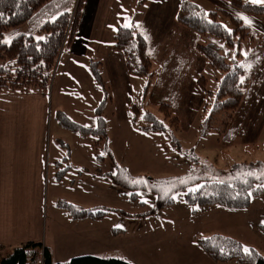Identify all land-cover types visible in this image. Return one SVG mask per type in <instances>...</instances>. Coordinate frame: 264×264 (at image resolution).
<instances>
[{"label": "rangeland", "instance_id": "rangeland-1", "mask_svg": "<svg viewBox=\"0 0 264 264\" xmlns=\"http://www.w3.org/2000/svg\"><path fill=\"white\" fill-rule=\"evenodd\" d=\"M78 1L67 8L73 15ZM178 1L145 0L132 12L135 29L147 42L151 76L133 73L127 93L126 82L100 65V111L76 106L65 111L74 121L93 128L99 125L100 113L106 138L73 132L54 117L56 135L69 147L58 144L61 164L55 171H63L60 179L49 184V228L54 204L107 208L102 223L109 232L108 251L100 257L133 264H245L235 258L214 260L199 240L222 234L264 255V15L247 13L231 0H195L207 12L217 11V20L229 30L236 26L224 11L248 26L247 37L232 49L217 36L179 23ZM32 29L26 22L6 31L3 40L8 43L19 32L38 35ZM200 43H214L228 61L236 58L244 67L248 82L236 110H214L215 91L224 72L199 51ZM70 81L69 89L76 96L82 86ZM147 112L166 128H145L153 123L145 117ZM182 177L186 185L179 188L182 179L175 178ZM235 179L262 186L247 207L197 205L187 200L188 191L207 180ZM170 193L174 203L150 213L159 194ZM42 256L39 249L30 263L42 264ZM55 257L54 264L63 262Z\"/></svg>", "mask_w": 264, "mask_h": 264}, {"label": "trees", "instance_id": "trees-1", "mask_svg": "<svg viewBox=\"0 0 264 264\" xmlns=\"http://www.w3.org/2000/svg\"><path fill=\"white\" fill-rule=\"evenodd\" d=\"M77 0H0V94L7 92H47L50 89L53 73L60 54L68 42L70 43L77 31L79 17L84 0L78 1V7L73 15L67 10L69 5ZM145 1V0H141ZM236 7L247 13L264 15V4L245 2L243 0H231ZM235 23V28L230 30L217 20V11L207 12L195 0H183L177 11L179 23L189 27L194 32L209 33L223 40L232 49L237 48L240 42L247 37L248 26L243 25L241 19L224 11ZM32 24V31L38 35L19 32L12 41L4 42L6 31L18 29L24 23ZM114 48L125 54L129 71L151 76L152 60L147 53L145 37L134 27L120 26L115 34ZM199 51L207 58L209 63L222 70L224 76L215 91L214 110H236L244 97V85H247L248 77L244 78L245 69L241 63L233 58L228 61L219 47L214 43L198 44ZM134 63L138 64L135 68ZM95 78L102 82L100 74V62L91 61ZM201 87L204 79H200ZM135 107V105H134ZM101 106L97 107L100 111ZM145 117L153 121L152 125L145 128L152 130L165 129L163 121L151 112ZM58 123L73 132L82 135L98 134L103 140L107 136L105 118L99 113V125L96 128L88 127L71 119L64 111L55 113ZM177 119L176 117L173 120ZM232 130V129H231ZM176 145L178 142L173 140ZM65 147L69 145L61 140ZM259 163V162H258ZM58 172V179L62 176ZM116 176V175H114ZM178 185L185 187L184 178ZM195 180V179H194ZM262 192L261 185H255L251 180H207L196 189L187 193V200L197 205H222L233 208H243L250 204L254 194ZM174 203V197L159 194L157 209ZM74 218L89 217L98 219L106 215L107 208H81L74 204H62ZM206 252L216 261L235 258L245 264H264V255L257 249L251 248V253H245L241 242L222 234H214L208 238L199 240ZM14 248L12 252L4 255L6 250ZM42 250V264H54L52 252L42 242L28 241L13 247L0 244V264H31L38 250ZM58 264H133L121 258H102L95 255L76 256L66 262Z\"/></svg>", "mask_w": 264, "mask_h": 264}, {"label": "crops", "instance_id": "crops-1", "mask_svg": "<svg viewBox=\"0 0 264 264\" xmlns=\"http://www.w3.org/2000/svg\"><path fill=\"white\" fill-rule=\"evenodd\" d=\"M182 1H178L177 11ZM141 2L84 0L77 31L58 59L49 91L0 94V244L13 247L42 242L53 258L63 262L81 254L100 257L108 251L109 232L102 223L106 215L74 218L63 206L54 204L49 228V184L58 179L55 168L61 164V138L56 135L54 117L56 111L67 112L72 106L97 109L100 82L92 71V60L113 70L126 82V92L131 91L133 72L114 42L118 27L131 24L135 28L132 12ZM71 79L82 86L76 96L69 89Z\"/></svg>", "mask_w": 264, "mask_h": 264}, {"label": "snow or ice", "instance_id": "snow-or-ice-1", "mask_svg": "<svg viewBox=\"0 0 264 264\" xmlns=\"http://www.w3.org/2000/svg\"><path fill=\"white\" fill-rule=\"evenodd\" d=\"M252 2L253 3H258V4H264V0H252ZM248 23H251V21H248ZM125 27H131V24H126ZM117 227H119V226H117ZM243 251L245 253H248V254L251 253V249H248V248H244Z\"/></svg>", "mask_w": 264, "mask_h": 264}]
</instances>
